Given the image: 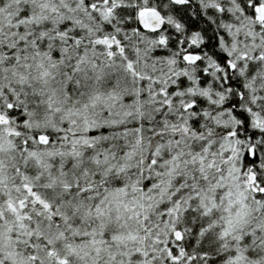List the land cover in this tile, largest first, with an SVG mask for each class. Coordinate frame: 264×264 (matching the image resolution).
Listing matches in <instances>:
<instances>
[{"label": "snow or ice", "instance_id": "snow-or-ice-1", "mask_svg": "<svg viewBox=\"0 0 264 264\" xmlns=\"http://www.w3.org/2000/svg\"><path fill=\"white\" fill-rule=\"evenodd\" d=\"M0 264H264V0H0Z\"/></svg>", "mask_w": 264, "mask_h": 264}]
</instances>
